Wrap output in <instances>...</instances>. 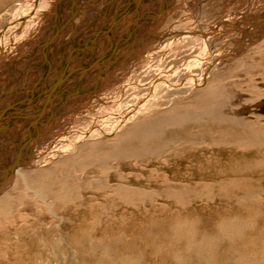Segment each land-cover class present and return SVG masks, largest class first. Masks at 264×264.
Segmentation results:
<instances>
[{
  "label": "rangeland",
  "instance_id": "374dc122",
  "mask_svg": "<svg viewBox=\"0 0 264 264\" xmlns=\"http://www.w3.org/2000/svg\"><path fill=\"white\" fill-rule=\"evenodd\" d=\"M20 1L0 0V28ZM162 13L64 107L51 136L69 138L43 137L60 151L4 188L0 264H264V0Z\"/></svg>",
  "mask_w": 264,
  "mask_h": 264
},
{
  "label": "bare ground",
  "instance_id": "6f19581e",
  "mask_svg": "<svg viewBox=\"0 0 264 264\" xmlns=\"http://www.w3.org/2000/svg\"><path fill=\"white\" fill-rule=\"evenodd\" d=\"M174 2L22 0L15 5L7 25L0 28V195L4 188L13 186L15 177L21 174L19 168L31 166L47 150L60 151L45 143L43 137L54 140L53 144L69 138L63 134L51 136L64 107L75 105L80 96L100 85L111 71L107 69L110 57L133 42L141 29L158 19L162 8L173 6ZM136 4L142 6L140 12L139 9L131 11V6ZM192 78L196 83L198 77ZM190 82L183 81L180 86ZM134 111L130 109L122 118H117V124L110 130L87 126L78 132L80 136L70 139L71 143H79L80 140L75 142L78 138L91 139L96 134L117 132L116 128ZM144 134L140 133L138 138L144 139ZM43 160L46 159L41 158L36 164ZM12 164L14 169L10 168Z\"/></svg>",
  "mask_w": 264,
  "mask_h": 264
},
{
  "label": "water",
  "instance_id": "95a60500",
  "mask_svg": "<svg viewBox=\"0 0 264 264\" xmlns=\"http://www.w3.org/2000/svg\"><path fill=\"white\" fill-rule=\"evenodd\" d=\"M10 168H11V169H14V165H13V164H12V165H10Z\"/></svg>",
  "mask_w": 264,
  "mask_h": 264
}]
</instances>
